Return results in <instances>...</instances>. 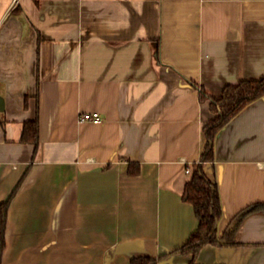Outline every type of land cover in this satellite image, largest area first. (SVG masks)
<instances>
[{"label":"crops","instance_id":"crops-1","mask_svg":"<svg viewBox=\"0 0 264 264\" xmlns=\"http://www.w3.org/2000/svg\"><path fill=\"white\" fill-rule=\"evenodd\" d=\"M12 1L0 0V204L16 190L0 264H190L171 253L198 225L182 194L213 118L199 91L264 76V0ZM94 112L99 124L78 122ZM36 117L35 148L20 139ZM213 156L220 238L264 205V97ZM231 242L194 263L264 264V210Z\"/></svg>","mask_w":264,"mask_h":264},{"label":"trees","instance_id":"trees-1","mask_svg":"<svg viewBox=\"0 0 264 264\" xmlns=\"http://www.w3.org/2000/svg\"><path fill=\"white\" fill-rule=\"evenodd\" d=\"M264 97V76L259 79L240 80L234 85L223 87L220 96L212 97L202 89L199 91V100L208 101L209 111L213 118L203 126L206 140L205 148L199 161L189 168V180L185 183L182 200L192 206L197 219V229L190 234L188 240L180 248L171 254L191 256L190 264H195V258L204 246H237L231 242L240 224L248 215L263 211V204H253L235 215L220 238L217 237L216 225L221 216V206L218 187L215 181L206 177L203 165L214 161L213 146L218 132L224 128L243 108L255 100ZM21 142L38 145V119L25 122L21 134ZM129 163V173L136 174ZM16 190V189H15ZM0 204V254L4 247V234L6 227L7 208L12 196ZM225 240L219 243L218 240ZM159 259H151L145 256L131 258L129 264H157Z\"/></svg>","mask_w":264,"mask_h":264},{"label":"built area","instance_id":"built-area-1","mask_svg":"<svg viewBox=\"0 0 264 264\" xmlns=\"http://www.w3.org/2000/svg\"><path fill=\"white\" fill-rule=\"evenodd\" d=\"M17 0H13L12 4H16ZM79 123H92V124H99L100 118L98 113H82L78 116ZM186 173L189 174V170L186 169Z\"/></svg>","mask_w":264,"mask_h":264},{"label":"water","instance_id":"water-1","mask_svg":"<svg viewBox=\"0 0 264 264\" xmlns=\"http://www.w3.org/2000/svg\"><path fill=\"white\" fill-rule=\"evenodd\" d=\"M4 108V100L3 98L0 96V111H3Z\"/></svg>","mask_w":264,"mask_h":264}]
</instances>
